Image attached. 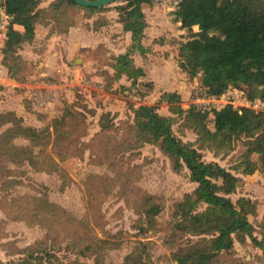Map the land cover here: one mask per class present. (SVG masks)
<instances>
[{"label":"rangeland","instance_id":"374dc122","mask_svg":"<svg viewBox=\"0 0 264 264\" xmlns=\"http://www.w3.org/2000/svg\"><path fill=\"white\" fill-rule=\"evenodd\" d=\"M51 1L39 0L38 7L45 10ZM178 1L146 0L141 3L147 23L141 43L146 50L141 55L134 54V64L143 71L134 83L124 74L119 79H110L113 72L109 64L111 59L132 43L131 36L125 35L122 23L117 21V10L89 11L71 7L65 23L61 24L51 19L45 10L40 14L44 22L14 23L16 30H33L34 38L31 42L21 43L19 64L13 65L19 71L13 76L3 62V44H0L5 74L0 82V113L13 111L17 117L16 121L1 126L0 133L17 124L51 133L53 123L64 111L70 113L74 124L72 118L78 112H83L85 117L80 123L82 133L77 129L66 141H53L51 134L48 138L43 137L44 142L39 145L23 135L13 139L16 145H28L31 154L27 160L16 163L4 160L3 165L9 171L2 172L0 168V262L17 264L24 249H36L44 243L45 235L52 233L56 239L50 237L46 242L47 251L54 254L49 264H95L94 256L75 257L66 246L69 231L61 229L54 233L50 231L54 229L52 224L49 228L31 212L19 207L16 199L27 196L28 201L57 205L68 217L88 219L92 233L111 241L101 252V264H124L125 256L135 246H141L148 264H173L164 237L174 220V210L199 196L198 183L189 179L185 165L173 168L166 154L150 143L112 156L109 165L101 152V114L107 113L111 117L113 127L107 135L114 141L133 121L135 109L140 104L155 105L159 113L174 116L168 103L159 100L167 91H177L181 95L184 109L192 105L217 109L230 102L235 107L251 105L264 110V100H256L252 105L246 100L245 93L235 88L229 87L212 96L199 77L190 79L180 71L176 62L177 47L178 42L187 37L188 30L179 26L180 21L174 14ZM121 3L114 1L107 5L113 7ZM103 11L114 13L110 22L105 25L93 22ZM6 27L8 18L0 7L2 40ZM196 29L197 25H194L192 30ZM76 64L82 65L83 73L72 72L75 79L67 86L64 81L70 78L69 67ZM180 121L172 126L174 134L183 143L194 141L196 134L191 129L180 131ZM201 151L204 161L236 173L233 163L240 148L226 156L215 155L208 149ZM122 173L126 178L122 176L121 183L119 180L107 190L97 181V186H93L92 204L87 200L85 185L92 174L118 177ZM244 178V185L237 187L230 197L235 201L243 195L253 204L248 218L254 229L244 243L235 242L236 257L242 264H264V253L254 244L255 240L264 239V173L256 171ZM122 181L127 182L125 187ZM145 195L150 197L148 206L153 211L152 223L133 207V203L137 204L139 197ZM196 207L201 206L197 203ZM45 215L47 220L53 218L51 214ZM55 242L59 249H52Z\"/></svg>","mask_w":264,"mask_h":264},{"label":"trees","instance_id":"16d2710c","mask_svg":"<svg viewBox=\"0 0 264 264\" xmlns=\"http://www.w3.org/2000/svg\"><path fill=\"white\" fill-rule=\"evenodd\" d=\"M116 1L123 3L113 7H85L74 0H52L45 10L58 24L65 23L68 8L71 7L89 11L106 8L117 10V21L122 23L124 32H130L132 43L111 59L109 64L113 72L110 79H119L124 74L134 83L143 74L142 69L135 66L133 55H141L146 50L141 43L147 24L141 3L146 0ZM38 5L39 0H0V7L8 18L2 49L3 62L12 76L19 71L13 65L19 64L18 49L21 43L31 42L34 38L33 30H16L13 25L15 22H44L40 14L45 10H41ZM174 14L180 21L179 26L188 30L187 37L179 41L177 47L176 62L180 71L190 79L199 77L202 86L212 96L231 87L243 91L252 105L256 100H264V0H179ZM93 22L106 24L110 20L95 19ZM194 25H197L196 30H192ZM159 100L168 103L174 116L159 113L155 105L140 104L135 109L133 121L125 127L122 136L114 141L107 135L113 127L111 117L107 113L101 114L102 154L110 165L112 156L114 158L150 143L166 154L173 168L185 165L189 179L198 183L200 194L173 212L174 220L164 237L170 260L173 264H242L236 257L235 242L244 243L253 234L254 227L248 218L253 204L243 195L233 201L230 194L244 185V176L256 171L264 173V110L251 105L235 107L230 102L217 109L196 105L184 109L177 91L164 92ZM76 115L72 118L74 124L70 113L64 111L61 118L53 123L51 133H41L35 127L21 124L3 130L0 133L1 171H9L3 165L4 160L16 163L30 157L31 148L28 145H16L13 143L14 138L23 135L39 145L44 142L43 137L48 138L51 134L53 141H66L77 129L82 133L80 123L85 116L83 112ZM16 120L13 111L0 113V127ZM179 120L180 131L189 128L196 134L194 141L183 143L174 134L172 126ZM237 148H240V152L234 157L233 163L236 173L202 159L201 150L204 149L215 155L226 156ZM122 176L126 178L123 173L118 177L92 174L85 185L87 200L92 204L91 200L95 196L93 186H97V181L107 190L119 180L121 183ZM122 183L124 187L127 184L125 181ZM149 200L147 195L139 197L133 207L140 216L152 223L153 211L148 206ZM16 203L26 212H31L36 219H41L49 228L52 224L54 229L50 231H69L66 246L71 248L75 257L94 256L95 264H101V252L109 247L111 241L92 233L88 219L68 217L57 205L39 200L28 201L27 196L18 197ZM197 203L200 208L196 207ZM45 214L47 217L51 214L53 218L47 220ZM22 218L25 216L22 215ZM50 237L51 240L56 239L55 235L49 233L45 235L44 243L41 242L36 249H24L17 264H49L54 256L50 250L47 251L46 242ZM254 244L264 253V239L255 240ZM51 246L52 249L60 248L56 242ZM124 264H148L141 246L133 247L125 256Z\"/></svg>","mask_w":264,"mask_h":264},{"label":"water","instance_id":"95a60500","mask_svg":"<svg viewBox=\"0 0 264 264\" xmlns=\"http://www.w3.org/2000/svg\"><path fill=\"white\" fill-rule=\"evenodd\" d=\"M75 3L85 7H101L116 0H74Z\"/></svg>","mask_w":264,"mask_h":264},{"label":"built area","instance_id":"2783aa9c","mask_svg":"<svg viewBox=\"0 0 264 264\" xmlns=\"http://www.w3.org/2000/svg\"><path fill=\"white\" fill-rule=\"evenodd\" d=\"M6 31H7V27H6ZM6 31H5V34H6ZM5 37H6V35H5ZM4 41H5V39L4 40L0 39V44H3V46H4ZM1 51H3V50H1ZM2 67H3V64H1V60H0V82L3 80V78L5 76ZM69 68H70V78H69V80H65L64 81V84H66L67 86L69 85L70 81H73L75 79V76H74V74L72 72H75V73H76V71L78 73L81 72L79 69L77 70V66L76 65H72ZM81 73H83V72H81Z\"/></svg>","mask_w":264,"mask_h":264},{"label":"crops","instance_id":"0c3cea01","mask_svg":"<svg viewBox=\"0 0 264 264\" xmlns=\"http://www.w3.org/2000/svg\"><path fill=\"white\" fill-rule=\"evenodd\" d=\"M114 16V13H111V12H108V11H103L100 15H98V16H96V18L98 19V18H100V19H105V18H107V19H110L111 17H113ZM105 25V24H104ZM125 35L126 36H129L130 35V32H125ZM133 58H135V55L133 56ZM135 62V61H134ZM77 65V70L79 69L81 72H82V70H81V68H82V65H78V64H76ZM135 66H138L137 64L135 65ZM246 98V97H245ZM247 100V99H246Z\"/></svg>","mask_w":264,"mask_h":264}]
</instances>
